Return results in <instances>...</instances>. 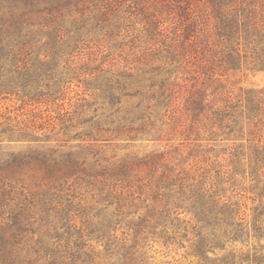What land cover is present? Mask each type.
<instances>
[{"label":"trees","instance_id":"1","mask_svg":"<svg viewBox=\"0 0 264 264\" xmlns=\"http://www.w3.org/2000/svg\"><path fill=\"white\" fill-rule=\"evenodd\" d=\"M262 71L264 0H0V264H264Z\"/></svg>","mask_w":264,"mask_h":264},{"label":"rangeland","instance_id":"2","mask_svg":"<svg viewBox=\"0 0 264 264\" xmlns=\"http://www.w3.org/2000/svg\"><path fill=\"white\" fill-rule=\"evenodd\" d=\"M233 80L237 82V88H263L264 89V71L251 73L240 72L237 73ZM82 89L73 85L72 90L69 93L71 102H75L78 97L82 95ZM88 99H92L89 94L85 95ZM20 102L14 98H0V118L9 114H15L20 112L18 110ZM21 110V109H20ZM29 111L26 110V116H29ZM28 118V117H25ZM20 150V144H12L4 146L0 153L3 155L9 154L11 151ZM0 154V156H3ZM152 254L155 257V262L158 264H197V260L192 256L185 248L175 249L173 247H166L160 243H154L152 248Z\"/></svg>","mask_w":264,"mask_h":264}]
</instances>
